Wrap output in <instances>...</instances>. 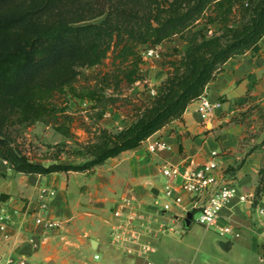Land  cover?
Here are the masks:
<instances>
[{
	"label": "trees",
	"instance_id": "1",
	"mask_svg": "<svg viewBox=\"0 0 264 264\" xmlns=\"http://www.w3.org/2000/svg\"><path fill=\"white\" fill-rule=\"evenodd\" d=\"M263 34L264 0H0V158L27 174L92 173L109 157L183 119L231 57L259 51ZM178 37L188 46L168 60L156 93L136 107L128 124L98 127L91 140L74 148L71 153L83 157L81 162L43 164L15 143L20 128L37 122L72 135L60 96L88 101L100 120L125 88L144 79L141 47L157 48ZM109 57V69L77 85L85 69ZM259 173L255 205L264 194V167Z\"/></svg>",
	"mask_w": 264,
	"mask_h": 264
},
{
	"label": "crops",
	"instance_id": "2",
	"mask_svg": "<svg viewBox=\"0 0 264 264\" xmlns=\"http://www.w3.org/2000/svg\"><path fill=\"white\" fill-rule=\"evenodd\" d=\"M208 94L212 100L222 102L212 123L203 122L198 101H192L183 119H176L153 134L163 136L172 145L171 150L159 154L150 153L143 141L137 147L109 157L92 173L71 170L27 174L16 171L0 158V207L7 208L12 220L10 238L0 240L2 248L15 255L27 256V264L141 263L142 258L110 241L119 199L129 193L143 202L150 201L155 194L153 189L158 190L165 181L162 164L181 161L184 167L190 159L196 162L209 159L216 150L219 170L225 177L229 166H236L244 159L233 174L239 183V195L222 214L224 220L231 219L240 226L239 238L264 263V233L254 220L248 219L251 203L242 199L243 195L255 193L259 172L264 167V137L247 138V130L253 126L249 128L240 116L250 112L252 117L264 116V45L257 52L248 50L231 57L209 83ZM122 118L124 116L120 115V120ZM127 121L124 120L123 126L129 123ZM43 185L56 190L47 215L64 222L63 228L52 229L45 235L34 220ZM259 203L264 204V195ZM187 205L188 196H185L181 219L169 220L181 223L183 230L192 223L191 220L187 224L183 214ZM31 234L40 239L39 248H34L28 241ZM156 241L153 255L160 250ZM220 245L231 250L234 242L224 239ZM153 260L154 264H162L154 257ZM174 260L164 264H174ZM180 262L184 261L175 260V264Z\"/></svg>",
	"mask_w": 264,
	"mask_h": 264
},
{
	"label": "built area",
	"instance_id": "3",
	"mask_svg": "<svg viewBox=\"0 0 264 264\" xmlns=\"http://www.w3.org/2000/svg\"><path fill=\"white\" fill-rule=\"evenodd\" d=\"M264 45V34L260 41ZM158 48V47H157ZM157 48H149L145 55H153ZM152 95L156 93L154 86L150 87ZM198 111L205 124L212 123L216 112L222 106L221 100H212L208 94V86L199 96ZM150 153L159 154L172 149V145L163 136H149L144 140ZM215 150L211 157L203 162L190 159L184 167L180 162H165L161 165V173L165 178L162 187L148 202L141 201L135 194H126L119 199L115 209V221L111 229V243L131 251L134 256L143 259L141 263L154 264L153 253L156 251L155 241L162 234L176 231L168 222L174 217L181 219V207L188 196V205L183 208L184 217L192 212H198V221L207 228L214 227L221 235L239 237L240 226L231 219L224 220L222 211L239 195V183L236 179H228L219 170L220 163ZM56 190L43 185L39 190V205L36 210L35 223L42 227L41 234L56 228H63L64 222L47 215L50 202L55 197ZM254 194L242 196L244 201L253 203ZM255 224L264 233V204L255 205ZM11 216L5 206L0 207V240L9 239ZM28 241L34 248L41 245L40 239L31 234ZM98 256V255H96ZM25 255H15L0 245V264H27Z\"/></svg>",
	"mask_w": 264,
	"mask_h": 264
},
{
	"label": "rangeland",
	"instance_id": "4",
	"mask_svg": "<svg viewBox=\"0 0 264 264\" xmlns=\"http://www.w3.org/2000/svg\"><path fill=\"white\" fill-rule=\"evenodd\" d=\"M214 28H218V25L215 24ZM187 46L188 42L178 37L158 46L156 49L158 56L155 53L153 55L144 54L145 61L142 63L140 70L144 79L138 80L132 86L125 88L120 95L121 99L116 104L109 105L106 114L100 120L96 121L94 117L95 110L88 101L70 94L60 96L57 102L60 106L65 107V113L71 117L68 124L72 135L63 134L52 123L37 122L20 128L15 136V143L31 159L43 164L81 162L83 157L75 155L71 151L74 148H80L84 143L91 140L95 134V129L98 127H108L116 130L121 128V125L123 126L124 120L128 119V123L129 119L133 117L136 107L143 106L151 98L150 87L156 86L167 76L170 68L168 60L180 56ZM141 48H143V53L146 52L144 47ZM174 48H177L178 52ZM111 60L112 58L109 57L104 64L85 69L86 75L81 76L77 85L81 86L87 83V76L91 78L93 74L109 69ZM116 113L123 115L124 118L120 120V115L117 116ZM250 114L240 115L249 128L253 126V128L247 130L249 134L247 138L254 136L256 139H260L264 137V116L252 117ZM113 119L115 121H112ZM234 173L233 170H227V178L236 179L233 176ZM263 195L257 197L259 199L258 203L261 202ZM249 210L248 219L253 222L255 215L254 203H251ZM197 218L198 212H195L191 226L186 227L185 230H183L181 223L169 221L168 224L174 225L176 231L166 232L156 241L160 250L158 254L153 255L154 259L162 264L173 258L182 260L186 264H204L205 262L213 264H264L255 252L243 244V239L221 235L214 227L207 228L200 224L196 221ZM224 239L234 242V247L231 250H227L220 245V241Z\"/></svg>",
	"mask_w": 264,
	"mask_h": 264
},
{
	"label": "water",
	"instance_id": "5",
	"mask_svg": "<svg viewBox=\"0 0 264 264\" xmlns=\"http://www.w3.org/2000/svg\"><path fill=\"white\" fill-rule=\"evenodd\" d=\"M153 192H154V193H157L158 190L153 189ZM191 218H192V212H189V213H188V216H187V218H186V222H187V224H189V223L191 222ZM180 264H185V263H184V262H180Z\"/></svg>",
	"mask_w": 264,
	"mask_h": 264
}]
</instances>
